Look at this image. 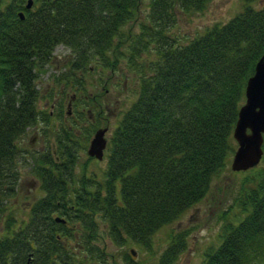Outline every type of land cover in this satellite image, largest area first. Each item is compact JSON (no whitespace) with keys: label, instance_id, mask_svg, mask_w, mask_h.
<instances>
[{"label":"trees","instance_id":"obj_1","mask_svg":"<svg viewBox=\"0 0 264 264\" xmlns=\"http://www.w3.org/2000/svg\"><path fill=\"white\" fill-rule=\"evenodd\" d=\"M211 1L32 0L27 8L28 0H0V264H119L106 240L152 253L154 234L229 171L246 82L264 53V4L240 0L242 10L227 21L182 43L169 38L177 11L191 16ZM136 21L137 32L126 28ZM58 45L71 58L53 80L74 87L71 97L90 115L102 114V95L89 98L81 79L70 81L92 63L105 72L127 58L136 94L109 138L102 180L75 173L82 138L72 130L56 152L29 153L43 195L15 227L6 209L26 157L19 141L42 113L36 80ZM257 167L235 199L243 216L222 225L219 245L201 264H264V169ZM187 234H171L154 264H173ZM124 260L143 264L128 252Z\"/></svg>","mask_w":264,"mask_h":264},{"label":"rangeland","instance_id":"obj_2","mask_svg":"<svg viewBox=\"0 0 264 264\" xmlns=\"http://www.w3.org/2000/svg\"><path fill=\"white\" fill-rule=\"evenodd\" d=\"M261 4H264V0L254 2L255 7ZM241 10L240 0H212L203 12L191 16L177 11L176 23L168 31L169 38H177L178 42L182 43L202 33L207 26L215 22L227 21ZM144 15L142 13L139 17L144 19ZM126 28L137 32L138 21L129 23ZM70 58L71 53L68 48L63 45L56 46L52 62L36 80L40 94L37 106L42 113L35 124L27 128L19 141V146L26 157L24 160L20 158L17 166L19 178L16 194L11 196L7 202L6 216L14 220L15 227L28 219L30 205L43 195L39 181L34 174L33 159H30L29 153H39L43 150L56 152L58 138L64 137L68 130H72L74 135L79 139L82 138V143L77 147L78 149H75L77 150L75 152L77 156L75 173L81 174L84 171L87 175H94L96 179L102 180L107 152L101 160L89 158L86 154L89 138L98 127H107L106 137L110 138L122 111L130 105L136 94L137 74L132 71L127 58H120L114 70L101 72L99 67L92 63L90 71L76 72L70 84L75 83L76 78L81 79L86 86L89 98L91 96L99 98L98 96L102 95L104 107L101 114L102 119L93 115L92 120L87 107H83L81 103L78 104L75 98L71 97L75 93V88L61 87L53 80V75L67 70ZM89 98L86 100L89 101ZM68 102H70L68 109L70 113L66 114ZM83 115L84 117H81ZM103 117L109 118V125L105 124ZM230 164L231 158L228 162L229 171L227 169L214 178L204 198L186 210L179 219L163 226L154 234L152 253L141 251L134 244L113 246L109 240H106L108 250L114 254L116 261L119 264H126L124 253L128 252L130 255L129 249L134 248L136 256L130 255L133 259L143 264H154L166 248L170 235L179 229L187 228L186 248L173 264H201L205 260V254L219 245L222 225L229 220L236 222L243 216L235 199L242 186L246 188L249 185L245 179L253 172L232 171ZM257 169H264V159L258 164ZM71 243L74 244V242Z\"/></svg>","mask_w":264,"mask_h":264},{"label":"water","instance_id":"obj_3","mask_svg":"<svg viewBox=\"0 0 264 264\" xmlns=\"http://www.w3.org/2000/svg\"><path fill=\"white\" fill-rule=\"evenodd\" d=\"M32 5L28 0L26 7ZM20 18L23 14L19 13ZM68 104V109H69ZM69 114V110L67 111ZM107 127H101L93 133L87 153L99 160L103 158V151L107 139L105 133ZM264 135V53L258 59L254 67V73L247 79L245 87V101L238 111V117L233 130V139L237 147L233 153L230 168L232 171H246L255 167L262 158ZM56 221L64 219L56 217ZM131 255L135 256L134 249H130Z\"/></svg>","mask_w":264,"mask_h":264},{"label":"flooded vegetation","instance_id":"obj_4","mask_svg":"<svg viewBox=\"0 0 264 264\" xmlns=\"http://www.w3.org/2000/svg\"><path fill=\"white\" fill-rule=\"evenodd\" d=\"M74 98V97H73ZM96 104H99L98 102L96 103ZM98 106H100V105H98ZM104 108V107H103ZM89 116H90V118L93 120V115H90L89 114ZM98 117L100 118V119H102V115H99L98 114ZM104 118V120H105V124L106 125H109V118H105V117H103ZM89 158H90V156H88ZM93 159H94V157H93ZM91 160V159H90ZM54 162H61L58 158H55L54 159Z\"/></svg>","mask_w":264,"mask_h":264}]
</instances>
